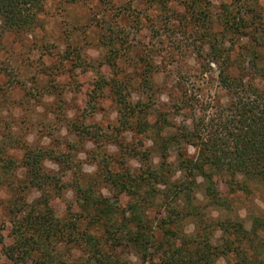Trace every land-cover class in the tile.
<instances>
[{
    "label": "trees",
    "instance_id": "16d2710c",
    "mask_svg": "<svg viewBox=\"0 0 264 264\" xmlns=\"http://www.w3.org/2000/svg\"><path fill=\"white\" fill-rule=\"evenodd\" d=\"M45 1L0 0V51L6 32L31 33L40 26ZM151 3L201 38L205 48L198 46L197 52L206 51L217 65L226 103L214 112L206 101L196 108L199 99L188 90L174 95L175 85L168 82L180 119L135 100L134 88L141 86L149 97L158 88L155 61L141 52L133 56L136 64L146 63L139 83L103 75L98 81L119 107L121 131L140 141L128 143L126 137L122 154H110L101 149V127L68 122L77 144L92 136L97 153L91 173L71 154L75 147L27 143L18 159L10 152L19 144L10 130L0 139V174L19 167L24 172L7 205L14 229L8 244L0 211V264H218L221 256L226 264H264V0ZM119 17L122 23L126 14ZM110 20L101 26L106 52L99 63L75 48L74 67L116 68L121 55L131 54L132 46ZM71 55L62 59L74 60ZM47 160L58 169H49ZM66 174L75 216L58 213L53 204L63 197ZM33 189L37 194L31 199L26 191Z\"/></svg>",
    "mask_w": 264,
    "mask_h": 264
},
{
    "label": "rangeland",
    "instance_id": "374dc122",
    "mask_svg": "<svg viewBox=\"0 0 264 264\" xmlns=\"http://www.w3.org/2000/svg\"><path fill=\"white\" fill-rule=\"evenodd\" d=\"M220 1L213 0L217 6ZM120 13L126 14L124 24L120 22ZM106 19H111L112 24L121 30L122 37L128 40L127 45L132 46L131 54L121 55L116 68L107 65L99 69L74 67L75 48L81 51L82 57L99 63L106 52L101 45V26ZM194 34L191 29L184 28L180 19H168L167 13L152 6L151 0H46L36 30L31 33L9 31L3 39L0 51V139L10 130L14 132L11 137L18 139L19 144L10 152L18 159L23 154L20 147L27 143L60 145L67 149L75 147L71 154L83 171L91 173L95 170V144L92 136L85 140V144L76 143L74 131L69 130L68 122L72 120L94 130L101 127L104 135L101 149L121 155L127 141L137 143L141 137H132L131 133L125 132L127 136L121 131L119 107L109 90L101 89L98 81L103 75L108 79L124 78L139 83L146 63L136 64L133 56L141 52L148 61H155L158 88L152 97L141 86L134 88L132 97L135 100L141 99L157 111L170 110L171 116L180 119L182 114L176 106V99L169 96V88L165 85L168 82L175 85L172 89L174 95L188 90L189 95L200 100L196 108L206 101L204 106L209 112L217 111L220 103H226L227 92L219 83L217 65L209 62L206 51L199 56L197 47L205 46ZM67 53L72 54L74 60L62 59ZM117 134L119 139L116 140ZM123 139L127 141L124 143ZM144 143L145 146L151 144L146 139ZM128 160L139 165L136 159ZM46 165L52 170L59 167L50 160ZM23 172L24 169L19 167L0 174L4 180L0 181V211L6 228V244L14 233L7 205L12 186L21 185ZM68 179V174L62 178L66 183L63 197L53 204L58 213L70 211L75 216L77 204L72 189L66 186ZM202 192L200 190L199 199L204 202ZM26 194L32 199L37 191L33 189ZM257 203L263 206L260 198ZM236 204L241 207V216L245 217L242 204ZM192 228L190 226L189 230ZM219 236L220 232L213 243H218ZM226 262L224 256L218 259V264Z\"/></svg>",
    "mask_w": 264,
    "mask_h": 264
}]
</instances>
